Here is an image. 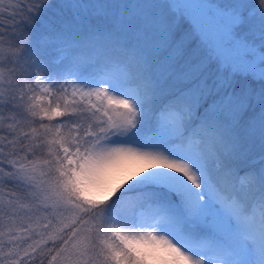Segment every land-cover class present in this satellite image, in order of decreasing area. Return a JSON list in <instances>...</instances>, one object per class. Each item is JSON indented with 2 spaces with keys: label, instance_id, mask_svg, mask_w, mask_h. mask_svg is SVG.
I'll return each instance as SVG.
<instances>
[{
  "label": "snow or ice",
  "instance_id": "6c2138e0",
  "mask_svg": "<svg viewBox=\"0 0 264 264\" xmlns=\"http://www.w3.org/2000/svg\"><path fill=\"white\" fill-rule=\"evenodd\" d=\"M0 264H264V0H0Z\"/></svg>",
  "mask_w": 264,
  "mask_h": 264
}]
</instances>
